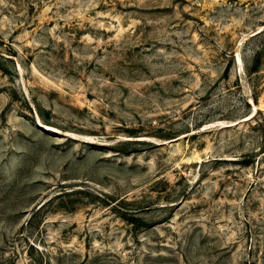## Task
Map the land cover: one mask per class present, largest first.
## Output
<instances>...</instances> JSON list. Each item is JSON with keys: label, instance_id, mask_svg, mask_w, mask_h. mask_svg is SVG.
<instances>
[{"label": "rangeland", "instance_id": "obj_1", "mask_svg": "<svg viewBox=\"0 0 264 264\" xmlns=\"http://www.w3.org/2000/svg\"><path fill=\"white\" fill-rule=\"evenodd\" d=\"M0 264H264V0H0Z\"/></svg>", "mask_w": 264, "mask_h": 264}, {"label": "bare ground", "instance_id": "obj_2", "mask_svg": "<svg viewBox=\"0 0 264 264\" xmlns=\"http://www.w3.org/2000/svg\"><path fill=\"white\" fill-rule=\"evenodd\" d=\"M238 61H239V59H238Z\"/></svg>", "mask_w": 264, "mask_h": 264}]
</instances>
